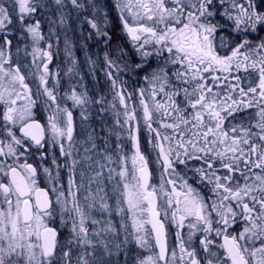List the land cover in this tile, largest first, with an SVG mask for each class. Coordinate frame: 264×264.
Wrapping results in <instances>:
<instances>
[{
  "label": "snow or ice",
  "instance_id": "1",
  "mask_svg": "<svg viewBox=\"0 0 264 264\" xmlns=\"http://www.w3.org/2000/svg\"><path fill=\"white\" fill-rule=\"evenodd\" d=\"M0 264H264V0H0Z\"/></svg>",
  "mask_w": 264,
  "mask_h": 264
}]
</instances>
